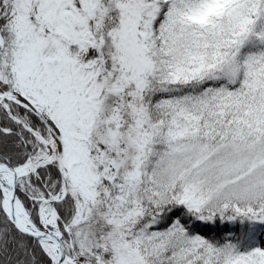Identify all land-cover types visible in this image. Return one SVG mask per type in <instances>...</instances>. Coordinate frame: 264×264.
<instances>
[{"label":"snow or ice","instance_id":"6c2138e0","mask_svg":"<svg viewBox=\"0 0 264 264\" xmlns=\"http://www.w3.org/2000/svg\"><path fill=\"white\" fill-rule=\"evenodd\" d=\"M0 264H264V0H0Z\"/></svg>","mask_w":264,"mask_h":264}]
</instances>
